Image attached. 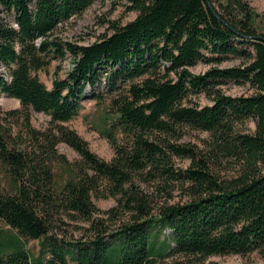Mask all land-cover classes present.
<instances>
[{
    "label": "trees",
    "instance_id": "obj_1",
    "mask_svg": "<svg viewBox=\"0 0 264 264\" xmlns=\"http://www.w3.org/2000/svg\"><path fill=\"white\" fill-rule=\"evenodd\" d=\"M93 2L0 0V12L14 21L0 18V96L21 109L0 111V264L264 259V15L248 0H127L135 19L111 25L92 44L55 35ZM67 57L65 78L55 76L48 89L37 72ZM228 58L240 66L189 71ZM106 69L108 162L62 125L78 116L84 90L94 91ZM230 81L248 83L253 94H224ZM30 111L49 116L50 128H32ZM249 121L251 133L244 130ZM18 126L21 136L12 131ZM185 130L208 135L203 149L179 142ZM59 143L80 160L58 154ZM176 159L189 166L176 167ZM221 161L233 162V175L213 171ZM177 190L186 200L171 203ZM106 197L115 206L100 212L93 199ZM113 219L120 222L110 231ZM66 220L87 222L90 235L55 238ZM23 239L41 240V255L30 254Z\"/></svg>",
    "mask_w": 264,
    "mask_h": 264
},
{
    "label": "rangeland",
    "instance_id": "obj_2",
    "mask_svg": "<svg viewBox=\"0 0 264 264\" xmlns=\"http://www.w3.org/2000/svg\"><path fill=\"white\" fill-rule=\"evenodd\" d=\"M253 10L259 14L264 15V0H248ZM127 0H94L93 4L83 12L80 17L71 18L69 21L63 23L55 32V35L62 41L70 42L76 45H88L99 40L104 35L110 34L111 25H124L135 19L137 13L127 11L125 5ZM0 18L4 19L7 23L14 26L13 17L6 12H0ZM241 61L237 58L225 59L220 64L217 63H198L189 71L194 75L204 74L206 71L212 68H228L233 66H240ZM70 58L67 57L63 62L54 60L50 66L38 71L37 76L39 80L48 88H51V81L53 78H65L66 73L70 69ZM3 67L0 65V73H2ZM106 69L104 73L100 74L98 83L95 85V90L91 91L89 86L84 90L82 98L79 100L81 109L78 116L62 124L67 128L74 130L80 138H82L88 145L89 150L98 156L100 159L108 162L113 156V148L107 138L104 136V129L106 123L104 121L106 107L109 103V92L106 86ZM221 90L224 94L232 97L249 96L253 94V89L248 83H236L227 82L221 86ZM100 97L101 100H97L93 97ZM201 105L209 104L204 97L199 99ZM21 110L20 103L5 95L0 96V111L2 113ZM30 124L35 130L44 131L50 128V117L36 113L34 111L29 112ZM52 127V126H51ZM255 124L253 121H249L245 124L246 132H253ZM13 133L21 136L22 127H14ZM208 139L206 133L199 131L185 130L184 134L179 141L188 146H194L198 149H203L204 144ZM23 140V139H22ZM57 153L63 155L68 161L75 162L80 160V156L69 146L64 143H59L56 146ZM175 165L178 168H187L189 161L187 159H176ZM234 164L232 161H221L217 164L213 171L220 177H229L234 173ZM142 188H146L145 184H142ZM161 195V194H160ZM163 195V194H162ZM173 202H184L186 198L180 191L173 192ZM163 199V198H162ZM93 203L100 212H105L115 206V200L111 197L103 199H93ZM101 217V216H100ZM118 219L108 221L106 224L108 230L115 231L119 224ZM89 224L84 221H71L66 220L64 225L58 226L52 235L61 241L80 240L87 238L90 234L88 232ZM25 247L30 254L37 257L41 255V240H26ZM48 257V255L46 256ZM195 262L192 258H183L179 256H169L163 259L158 264H191ZM205 262H216L218 264H264V259L256 253L249 254L245 257L228 255V256H216L210 257Z\"/></svg>",
    "mask_w": 264,
    "mask_h": 264
}]
</instances>
